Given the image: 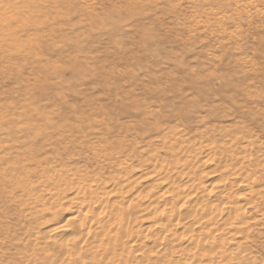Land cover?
<instances>
[{
    "label": "rangeland",
    "instance_id": "rangeland-1",
    "mask_svg": "<svg viewBox=\"0 0 264 264\" xmlns=\"http://www.w3.org/2000/svg\"><path fill=\"white\" fill-rule=\"evenodd\" d=\"M172 80L180 84L171 88ZM156 89L165 93L156 98ZM165 99L188 109L173 137H163L164 126H138L128 105L167 112ZM236 157L264 159V0H0V264L97 262L105 251L95 230L107 218L97 203L87 229L75 218L88 210L90 190L108 196L107 209L121 195L138 205L161 195L164 206L176 199L171 182L193 193L188 208L216 203L219 181L222 191L248 196L221 172ZM157 164L168 173L155 175ZM127 177L136 179L131 191L120 184ZM162 207L129 209L128 226L143 236L138 260L186 264L199 252L154 247ZM250 218L261 221L229 257L214 249L211 262L195 264H264V217L254 209ZM184 223L171 236L183 241L167 247H188Z\"/></svg>",
    "mask_w": 264,
    "mask_h": 264
},
{
    "label": "bare ground",
    "instance_id": "bare-ground-1",
    "mask_svg": "<svg viewBox=\"0 0 264 264\" xmlns=\"http://www.w3.org/2000/svg\"><path fill=\"white\" fill-rule=\"evenodd\" d=\"M179 82L180 81L178 80L176 81L172 80L171 88L177 87V85L180 84ZM154 92H156L157 94L156 98H159L160 92L165 93V91H159L158 89H156V91ZM146 104L141 105L136 101H133L131 103L128 102V105H130L134 111H139L138 122L136 124L142 128V124L147 122L150 125L149 129L151 127L154 128V130L155 128L161 129L164 126L162 130L163 137H166L168 133L175 132L178 126H181L182 122L185 121L186 118L185 113L188 112L186 104L180 101L170 102L169 100L165 99L163 105L166 107L161 106V109L169 108L170 110H167V112L157 111L156 108L158 107H155V104L154 105H149V104L146 105ZM126 109L123 107V111L128 113V110ZM165 120L173 121V124H169L168 122H165ZM163 121L168 124H163L162 123ZM205 121L207 122V120ZM59 124H61L59 125L60 127L58 126L59 128H64V126L62 127L63 125L62 123ZM58 127L57 129H59ZM63 132H65V129H61L60 133ZM62 135L63 134H60V136ZM174 135L175 133L169 134L170 137H173ZM61 140H64V137H62ZM96 144H97L96 142L94 143V141H90L87 144V146L92 148ZM105 144L107 145V142ZM107 146H110V144H108ZM43 149L44 146L43 147L38 146L34 148V150H36L38 153H40ZM34 150L32 148H28L27 150V153L30 155V158L32 159H35L36 157L33 154ZM225 167H229V168L226 171H221V172H226V173L230 172L235 180L234 183H236V185L234 184L233 185L240 189L243 188L246 192L248 191L249 195L246 196L240 193L232 194L229 191L224 192L220 188L222 183L219 181L217 183L215 182L214 184L215 187L218 186L216 187L217 190L216 193H218V196L216 197L217 199L213 200L216 201V203L208 204L205 203L204 201H196L195 203H193L191 207L188 208L187 205L192 199L191 195L193 193L191 192L186 193L184 186L181 189L179 186L176 185L175 182H171V185H169L171 189L169 188V190H171L172 195L173 193L175 194L174 196L176 197V199L175 200L173 199L167 203L165 202L166 205L164 204V206L162 205L163 207L161 206L162 207V209L160 210L161 215L158 214V216L156 217L159 219L158 220L159 222H156L157 224L156 223L154 224L155 229H158L157 231H160L159 237L155 241L156 246L154 247L166 245L165 250L167 248L168 249L165 255L167 254L168 256L174 255L175 253L182 254V253L190 252L191 250L199 252V255L197 254L193 255L190 259H187L186 262V264H195V262H198V260H201L206 256L207 259L205 262H211L209 256H213V254L212 255L210 254L214 249L217 250V252L215 253L216 255H222V256L227 255L229 257L231 254L230 246L232 247V245H234L239 248V242L237 241L238 237L242 235L244 236L245 240H248L250 238L249 232L253 230L252 225L253 224L257 225L261 221L260 218L259 219L256 218L253 221L250 220L252 218V217L250 218L251 211L256 209L257 213L259 214V217H264V211H263L264 204L262 203V201L264 200V159L259 160L257 158H250L245 160V158L236 157L234 161L231 160V164H226ZM166 169L167 168L164 165L162 166L161 164H157V166L154 167L153 173H155L156 175V173H158L159 171L165 170L166 172ZM128 178L129 177L125 179V182L122 181L123 183L121 182L120 184L123 190L131 191L134 189L136 179H128ZM174 188L175 189L178 188V191L172 190ZM94 193L95 191L90 190L87 195L89 199H91V201L86 205L84 202L82 203L81 208L84 207L88 210L86 212H83L82 210V213L81 211H79L78 213L76 211V217H75L76 219H79V221L81 222V228L87 229V227H85V221H87L88 218L90 217L88 213L91 212L90 208L92 207L93 203H97V207L99 208L98 215L107 218L106 221L103 222L99 221L97 224V228L95 230V237L98 240V244L102 246L105 252L101 254L102 257L94 264H101L100 262L101 259H107L110 264H140L141 261L138 260L137 251H139L141 248L139 247L138 244L139 241L142 240L141 237L143 236L139 235L140 231L138 229H136L135 227L128 226L129 221L131 219L129 215V209L130 207H134V206H138L140 210H144L145 212H148L152 207L160 209L161 207L160 206L158 207L157 200L159 198L162 199L163 197L161 198L160 195L158 199L157 198L155 199V202L150 203L148 205H144V204L138 205L139 204L138 198H129L126 195H121L119 197L121 198L119 200V203L113 206L112 209H107L104 208V206L108 203L105 201V199H107L108 196L105 198L104 196L101 195L99 196L98 194H94ZM104 193L108 195L109 192L106 191ZM147 196L144 195L143 197H147ZM204 196L210 197L213 196V194H211V192L208 191V193H204ZM157 213L158 212H156V214ZM90 214L93 215V213ZM163 216L164 217L166 216L168 218L167 223H163L161 221L162 220L161 217ZM118 219H119L118 225L113 226L111 224H108V222L115 221ZM220 220H222L221 223L218 222ZM184 221H185L184 226H187L185 227L186 228L185 230H191L190 239L187 243L188 247L184 249L182 247L176 249L172 247H167V246H171L172 243H175V245H177L176 243L177 241L178 243L179 241L180 242L183 241L182 236L178 235L175 236L173 239L171 238V236L172 234L175 235L174 229L179 227V225H181V223H183ZM117 228L122 229L121 234L113 232ZM193 229H197L196 234L193 233ZM226 229H231L233 230V232L231 233V235L224 237L222 233H224ZM159 239L163 240L164 243ZM69 248L70 246L68 245L67 250ZM201 251H204L205 253ZM224 253H226V255ZM149 257L154 258V260H152L151 262L152 264H157L158 260L157 259L155 260L154 256L149 255ZM143 261L144 259H142L141 263H143ZM238 261L236 259V262ZM169 264H171V262ZM240 264H243V262Z\"/></svg>",
    "mask_w": 264,
    "mask_h": 264
}]
</instances>
